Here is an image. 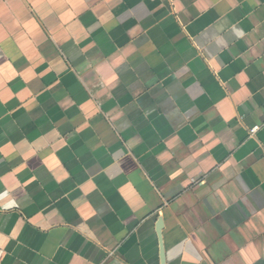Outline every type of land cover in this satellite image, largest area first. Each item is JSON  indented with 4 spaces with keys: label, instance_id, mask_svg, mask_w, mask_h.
I'll return each instance as SVG.
<instances>
[{
    "label": "crops",
    "instance_id": "crops-1",
    "mask_svg": "<svg viewBox=\"0 0 264 264\" xmlns=\"http://www.w3.org/2000/svg\"><path fill=\"white\" fill-rule=\"evenodd\" d=\"M0 264H264V0H0Z\"/></svg>",
    "mask_w": 264,
    "mask_h": 264
},
{
    "label": "built area",
    "instance_id": "built-area-1",
    "mask_svg": "<svg viewBox=\"0 0 264 264\" xmlns=\"http://www.w3.org/2000/svg\"><path fill=\"white\" fill-rule=\"evenodd\" d=\"M258 129H259L258 127H254V128H252V129L250 130V135H251V136L254 135L255 132H256Z\"/></svg>",
    "mask_w": 264,
    "mask_h": 264
}]
</instances>
